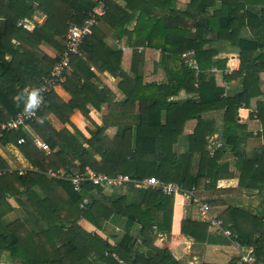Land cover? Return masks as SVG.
Listing matches in <instances>:
<instances>
[{
    "label": "trees",
    "instance_id": "16d2710c",
    "mask_svg": "<svg viewBox=\"0 0 264 264\" xmlns=\"http://www.w3.org/2000/svg\"><path fill=\"white\" fill-rule=\"evenodd\" d=\"M121 1L131 14L114 0H106L107 12L100 22L117 30L118 34H126L130 45L142 35V42L149 48H161L162 65L169 84L165 87L152 86V90L148 86L142 87L139 80H129L124 73H120L123 81L119 89L126 96V105L134 108L138 104L135 132L132 134L129 129L123 130L109 139L98 127L90 138H84L71 124L72 114L77 110L89 120L88 103L98 109L100 103L110 106L113 101L110 91L91 85L90 80L95 77L91 68L101 70L107 67L111 74L116 75L121 55L120 52H113L103 58L105 33L98 27L99 24L92 29L79 48L80 56L71 58L72 71H68L71 75H66L61 83L70 99L64 102L54 92L50 93L37 119L27 124L51 152L47 154L38 149L33 143L35 138L30 137L23 128L5 133L0 138L1 145L14 146L31 166L30 170L20 175L0 157V253L7 252L15 264H181L167 248L155 246L158 235L170 234L173 197L164 196L157 189L133 187L127 188L132 192L120 194L118 189H112L108 190L110 194L107 195L105 189L97 187L88 205L79 208L87 196L86 189L77 194L66 179L49 178V171L62 170L64 177L87 170L109 176L128 174L138 179L155 177L163 182L177 181L188 191L195 189L198 181L205 176V169L206 175L211 176L213 181L216 179L212 173L217 166L219 153L210 157L206 150V138L215 132L214 122L198 116L203 112L202 106L211 102L205 100L209 99L207 91L211 87L204 82V78L201 81L202 75L196 76L195 70L179 59L182 54L192 50L196 70L204 71L215 66L211 53L202 52L201 46L188 37V31L179 29L177 22L183 13L171 9L175 0H148L151 2L149 12L145 11L148 6L144 0ZM220 1L219 12L214 18L217 35L226 32L236 18L232 10L237 5L236 1ZM258 2L250 0V3ZM35 3L36 6L33 5ZM200 3L205 5L204 0H200ZM95 4L96 0H0V122L13 118L28 103L31 92L48 75L62 53L68 25L80 24ZM139 7L140 14L133 31H122L124 24L131 21ZM168 9L169 14L160 15ZM37 11L43 13L45 21L42 25L34 22V28L29 30L27 25L33 21ZM259 12V16L253 10L245 13L250 28L256 30V34L251 41L240 44L239 72L243 68L247 71L241 92L232 98L220 99L217 95L214 99V102H220L226 108L225 118H235L239 106L247 104L255 92L259 93L258 89H254L258 88L257 78L263 63L264 4ZM147 27H150L148 34L145 31ZM204 28L214 29L213 26H200L197 30L204 31ZM157 39L162 40L160 45L154 43ZM42 44L55 49L58 55L50 58L40 50ZM169 55L175 59V65L171 67L166 65ZM98 62H102V67ZM181 89L197 93V103H162L158 97L159 92L173 95ZM162 110L165 112L164 123L161 122ZM256 114L262 126L261 149L250 159L238 156L235 163L240 182L243 179L251 180L252 189L264 185V104L257 105ZM50 116L62 124H69L74 133L66 128L55 131L51 127ZM191 119H196L197 124L187 138L188 150L178 155L172 148L185 122ZM237 128L233 123L223 131L228 143L231 132ZM77 136L82 138V142ZM20 138L24 139V143L18 144ZM196 156L199 160L197 171L193 174L191 170ZM129 193H132L131 198ZM17 196L25 197L24 203H21L25 216L3 223L2 218L13 209L7 199ZM113 216L124 219V234L116 244L79 225L80 220H85L97 231H103ZM225 217L231 220L232 230L240 233L237 236L243 244L254 246L258 255L264 252L262 218L257 219L255 215L234 207L228 209ZM29 222L35 227H29ZM135 225L137 231L133 235ZM243 227L249 228L248 231L240 232ZM207 228L206 223L186 217L181 222L180 232L194 243L203 244ZM227 264H234V259Z\"/></svg>",
    "mask_w": 264,
    "mask_h": 264
},
{
    "label": "crops",
    "instance_id": "0c3cea01",
    "mask_svg": "<svg viewBox=\"0 0 264 264\" xmlns=\"http://www.w3.org/2000/svg\"><path fill=\"white\" fill-rule=\"evenodd\" d=\"M114 1L128 14H131L123 1ZM235 1L237 5H235L232 10L236 18L230 23L231 27L220 35H217V23L216 20H214L221 6L220 0H204L205 5L203 6L200 0H175L171 9L183 13L177 22L179 29L187 30L188 37L194 39L195 43L201 46L202 52L211 53V61L215 64V66L212 65L211 68H207L204 71L195 70V75H202L201 81L203 82L204 78V82L211 87L209 91H207L209 99H205L211 102H209L210 104L203 105V112L198 115L203 120L214 122L215 132L206 138V150L209 140L214 144L220 140L222 144L215 152L219 153L216 162L217 166L212 173L216 178L215 181H213L211 176L206 175L207 170L205 169V176L198 181L195 187L196 193L204 203L208 204L211 214L217 216L221 220H225L224 224H226V227L238 238L237 235L240 233L232 230L231 220L229 221V219L225 217L226 213L228 214V209L231 207L239 208L244 212L247 211L250 215H255L257 219L262 218V220H264V188L262 190L259 189L264 187V185H258V187L252 189L253 183L251 180L243 179L240 182L239 172L235 166L238 156L250 159L256 156L259 149H261L262 138L260 134L262 126L256 117V111L259 103L264 104V53L262 54V69L257 78L258 88L254 89V91L258 89L259 93L255 92L254 96L247 101V104L239 106L235 118L232 116L225 118L226 108L222 103L214 102V99L217 95H219L220 99L232 98L241 92L247 71L243 68L242 71L239 72L240 44H242L243 41H251L256 34V30L250 28L245 13L249 10H253L259 16V11L262 10L264 1L261 2V0H259L258 3H250V0ZM144 2L148 6L145 8V11H147L150 9L149 7H151V2L148 0H144ZM29 5H32V3H29ZM33 5L36 6V3ZM140 9L141 7L136 10L133 18L128 24H124L122 31L128 33L133 31L140 14ZM168 11L169 9L163 10L160 15L165 13L169 14ZM146 18L147 20L149 19L148 16ZM44 21L45 16L43 13L37 11L33 16V21L29 22L27 28L32 30L34 28V22L38 25H42ZM200 26H213L214 29L206 30L204 28V31H198L197 27ZM98 27L105 33L103 42L104 51L102 53L105 55H103V58L109 57V54L113 52H120L121 55L118 68L115 70L116 75L111 74L107 67L101 70L91 68L95 77L91 78L90 83L95 88H105L110 91L113 95V101L110 106H108V103H100L98 109H95L90 103L86 105L89 110L88 117L92 123L87 118H84L77 110L70 117V122L84 138H90L99 127L106 137L113 139L123 130L129 129L133 134L135 132L134 128L138 123V104L136 103L134 108L131 105H126V96L119 89V84L123 81V78L119 76L120 73H124L129 80H139L142 87L148 86L152 90L154 89L152 86L165 87L169 84V81L166 70L162 65L163 54L161 48H149L145 42H142V35H139L135 43L130 45L129 37L126 34H118L116 32L117 30L103 22H100ZM149 28L150 27H147L145 29V31H147L146 34L150 32ZM145 31L143 30V34ZM161 41L162 40L157 39L154 43L160 45ZM40 50L50 58H55L58 55L55 49L46 44H42ZM188 52L193 51L191 50ZM188 52L179 57L184 63H187L188 57L186 55ZM262 52H264V49ZM192 56L194 58V53ZM168 57L166 65L168 67L175 65L173 62L175 60L174 56L169 55ZM181 61L180 63H182ZM98 64L102 67V62H98ZM216 64L218 66H216ZM243 65L246 64L243 63ZM70 75L71 72H68L67 76ZM213 83L214 85H212ZM194 86H196V83ZM218 90H220V93ZM53 92L64 102L70 99L69 94L62 88V84L56 87ZM158 97L162 103L171 102L175 104L178 103L179 105L186 102L197 103L199 100L197 93L187 92L185 89H181L177 94L173 95L159 92ZM49 120L51 127L55 129V131L60 132L66 128L71 133H74L69 124H62L53 116H50ZM164 121L165 112L162 110L161 122L164 123ZM225 123H227V125ZM233 123H235L238 128L235 130L233 129L231 132L233 136L231 135L230 143H228L223 135V131L228 128V125ZM196 124V119L185 122L182 132L177 138V143L174 144L172 148L174 153L181 155L188 150L187 138L193 133ZM23 130H25L30 137L41 140L29 126L24 127ZM77 138L82 142L81 137L77 136ZM83 145L87 147L85 144ZM0 157L11 170L26 171L31 169V166L11 144H0ZM96 159L99 160V157L96 156ZM198 160L196 156L191 170L193 174L197 171ZM59 172L61 174L63 173L62 170H59ZM127 188L118 189V193H127ZM106 194L108 195L110 193L106 192ZM128 195L129 198H131L132 193ZM24 201V196L8 198L7 202L13 209L8 212L1 221L3 223H10L16 219H22L24 207L21 206V203H24ZM227 216L229 217V215ZM186 217L193 221H200L207 224L205 220L200 219L197 215L194 206L187 204L180 195H176L173 197L170 234H160L159 239L155 242V246L167 248L180 262L184 259L186 250L191 249L196 253L193 257V262L189 260L190 264H227L234 259L236 254L233 246L220 233L207 228L206 241L203 244L194 243L192 239L181 234V222ZM116 221L122 223L121 229H123L124 219L119 217L113 216L107 224L111 223L115 225L114 222ZM79 225L88 232L97 231L85 220H80ZM135 228H137V225H135L132 230H135ZM115 229L119 232L120 227H116ZM242 229L240 232H246L249 228L243 227ZM159 243L160 245H158ZM241 243L243 244V242ZM243 245L252 246L248 244ZM0 264L15 263L12 262L7 252H2L0 253Z\"/></svg>",
    "mask_w": 264,
    "mask_h": 264
},
{
    "label": "built area",
    "instance_id": "2783aa9c",
    "mask_svg": "<svg viewBox=\"0 0 264 264\" xmlns=\"http://www.w3.org/2000/svg\"><path fill=\"white\" fill-rule=\"evenodd\" d=\"M107 12L106 0H96V4L86 13L85 18L80 24L71 23L68 25L67 33L64 39V48L51 67L48 75H46L39 86H37L30 94L28 103L18 112L13 118L6 122H0V138L8 132H14L24 128L29 122L37 119L39 111L42 109L47 96L54 91L65 79L70 70V61L74 56H80L79 48L83 40L89 36L92 29L99 24ZM193 52L187 53V63L190 67L196 70V62L192 56ZM24 143V139L20 138L18 144ZM34 145L49 154L50 148L43 141L35 138ZM219 140L215 144L209 140L207 152L210 157H213L216 150L221 147ZM19 174L24 171L18 170ZM47 176L51 179H66L74 192L81 194L85 188L87 196L83 198L79 204V208H84L92 199V193L95 188H103L105 190L124 189L133 187L136 189H157L164 196L175 197L180 195L184 201L195 207L200 219L207 222L208 228L214 232L222 234L235 250L234 264H264V252L261 255L256 253L254 246L243 245L239 239L233 235L232 231L226 227L224 221L214 216L210 212V207L204 203L197 195L196 189L190 191L177 181H160L155 177L138 179L131 177L128 174H117L109 176L105 173L86 171L85 173H77L70 177H64L60 172L49 171ZM107 256V254H106Z\"/></svg>",
    "mask_w": 264,
    "mask_h": 264
},
{
    "label": "rangeland",
    "instance_id": "374dc122",
    "mask_svg": "<svg viewBox=\"0 0 264 264\" xmlns=\"http://www.w3.org/2000/svg\"><path fill=\"white\" fill-rule=\"evenodd\" d=\"M93 1H95V0H93ZM105 191L110 193L108 191V189ZM130 191L132 192V189H127V192H130ZM129 194H131V193H129ZM24 216L25 215L23 214L22 218ZM119 222H117V221L114 222L115 225H112L111 223L110 224L106 223L103 231H99V232L94 231L91 233H97L102 239H106V240L110 239L109 241L111 242V244H113V243L116 244L119 241V239L122 237V235L124 234V229H121L122 223H119ZM28 226L31 228L35 227V225L32 222H29ZM116 227H120L119 232H117V230L115 229ZM136 231H137V228H135V230L133 231V235H136ZM111 235H114V236L112 237ZM157 239H159V235H158ZM158 245H160V243ZM195 253L196 252L192 251L191 249H187L185 256H184V259H182V261H181V264H190L189 260L190 261L192 260V262H193V260H194L193 257L195 256Z\"/></svg>",
    "mask_w": 264,
    "mask_h": 264
}]
</instances>
